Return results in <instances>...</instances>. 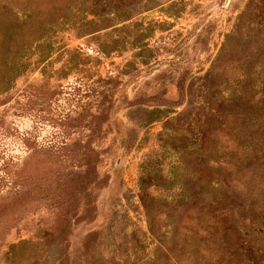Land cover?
I'll return each mask as SVG.
<instances>
[{
	"label": "rangeland",
	"instance_id": "374dc122",
	"mask_svg": "<svg viewBox=\"0 0 264 264\" xmlns=\"http://www.w3.org/2000/svg\"><path fill=\"white\" fill-rule=\"evenodd\" d=\"M5 47L0 264H264V0H0Z\"/></svg>",
	"mask_w": 264,
	"mask_h": 264
},
{
	"label": "trees",
	"instance_id": "16d2710c",
	"mask_svg": "<svg viewBox=\"0 0 264 264\" xmlns=\"http://www.w3.org/2000/svg\"><path fill=\"white\" fill-rule=\"evenodd\" d=\"M1 53H7V48L5 47V48H1L0 49V68L4 72H6L9 69L8 72H10L11 68H9V67H11V64L10 63L8 64L7 62L4 61V59H3L4 56ZM7 79L8 78H6V80H4V81H7ZM4 81L2 83H4ZM15 245H16V243H11L10 244V246H15Z\"/></svg>",
	"mask_w": 264,
	"mask_h": 264
}]
</instances>
